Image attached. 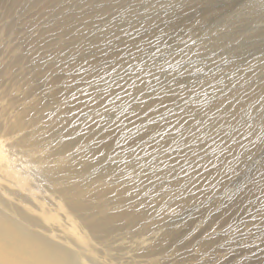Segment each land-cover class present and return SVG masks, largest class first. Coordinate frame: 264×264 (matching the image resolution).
<instances>
[{"label": "rangeland", "instance_id": "374dc122", "mask_svg": "<svg viewBox=\"0 0 264 264\" xmlns=\"http://www.w3.org/2000/svg\"><path fill=\"white\" fill-rule=\"evenodd\" d=\"M0 148L77 264H264V0H0Z\"/></svg>", "mask_w": 264, "mask_h": 264}, {"label": "bare ground", "instance_id": "6f19581e", "mask_svg": "<svg viewBox=\"0 0 264 264\" xmlns=\"http://www.w3.org/2000/svg\"><path fill=\"white\" fill-rule=\"evenodd\" d=\"M103 92H105V91H103ZM103 97H104V95H102L101 99L99 98L100 103L102 102V100H104ZM104 108L107 109L106 107H104ZM91 127L93 128V126H91ZM196 134H197V132H196ZM1 149L2 148H0V158H2L5 154V153H3V151ZM99 155H100V159H97V160H102L106 157V153L104 150H102ZM5 156H7V155L5 154ZM7 159H9V158H7ZM16 159L19 160L20 158L17 157ZM3 161H5V160H3ZM19 161H21V160H19ZM108 166H109V164H108ZM106 169H107V167H106ZM109 169H115L114 165H110ZM13 173L11 172V177H12ZM51 173H52V170H51ZM13 176H15V175L13 174ZM15 179H16V177L14 178V181H15ZM16 183L14 182V184H16ZM10 184H13V183H10ZM14 184H13V186H14ZM18 186H16V187H18ZM20 187H22V186H20ZM27 189H29V188H27ZM25 190L26 189L24 187L23 191H25ZM75 206H80L82 208L84 207L80 202H76ZM38 210H40V209H38ZM37 211H36V215L38 213ZM34 212H35V210H34ZM25 213H27V212H25ZM43 214L42 215L40 214V216L42 217ZM6 216L7 217H5V216L0 217V264H77L74 261L72 252L62 248L61 246L53 244L48 239H46L40 235H37V234L30 232L24 225L19 226L14 221V219L11 218V216L9 214H6ZM61 227L62 226H60L59 231L61 233L62 232L61 230H63L62 234L64 235L65 228L61 229ZM63 227H65V226H63ZM69 230L67 231V229H66L65 233L68 232V234H69ZM43 232H45V231H43ZM46 233H48V232H46ZM52 233H53V231H52ZM68 234H66V235H68ZM43 235H45V234H43ZM49 235H50V233H49ZM58 235H60V234H58ZM71 235H72V231H71ZM54 241H57V239ZM60 241H62V239ZM60 241L58 243H60ZM65 242H67V241H65ZM65 242H63V243H65ZM64 245H66V244H64Z\"/></svg>", "mask_w": 264, "mask_h": 264}]
</instances>
